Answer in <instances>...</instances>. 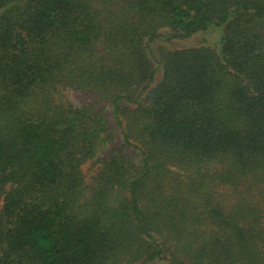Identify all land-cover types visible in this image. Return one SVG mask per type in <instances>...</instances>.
Listing matches in <instances>:
<instances>
[{"label": "trees", "instance_id": "16d2710c", "mask_svg": "<svg viewBox=\"0 0 264 264\" xmlns=\"http://www.w3.org/2000/svg\"><path fill=\"white\" fill-rule=\"evenodd\" d=\"M0 264H264V0H0Z\"/></svg>", "mask_w": 264, "mask_h": 264}, {"label": "rangeland", "instance_id": "374dc122", "mask_svg": "<svg viewBox=\"0 0 264 264\" xmlns=\"http://www.w3.org/2000/svg\"><path fill=\"white\" fill-rule=\"evenodd\" d=\"M220 31V29H219ZM219 33L218 32H210L207 35H198L195 36L194 38L186 41H179V42H174L173 44H167L168 47L174 48V47H182V46H195L198 45L199 43L202 42H207L209 44H213L218 40ZM71 99L75 104H77V96L76 93L72 92L71 93Z\"/></svg>", "mask_w": 264, "mask_h": 264}]
</instances>
